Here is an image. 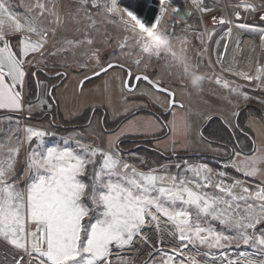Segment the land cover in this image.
<instances>
[{"label": "snow or ice", "instance_id": "6c2138e0", "mask_svg": "<svg viewBox=\"0 0 264 264\" xmlns=\"http://www.w3.org/2000/svg\"><path fill=\"white\" fill-rule=\"evenodd\" d=\"M189 2L146 15V0H0V264H264V0ZM69 68L80 94L102 80V107L118 93L135 111L50 140ZM142 98L172 119L141 118ZM217 120L226 137L209 131ZM157 134L178 162L137 167L125 137ZM194 143L218 168L176 155Z\"/></svg>", "mask_w": 264, "mask_h": 264}, {"label": "rangeland", "instance_id": "374dc122", "mask_svg": "<svg viewBox=\"0 0 264 264\" xmlns=\"http://www.w3.org/2000/svg\"><path fill=\"white\" fill-rule=\"evenodd\" d=\"M184 4L186 7L191 9V4L189 0H183ZM177 6V5H174ZM171 18L169 17V23H171ZM188 24L195 25V16L191 20L187 21ZM206 23L208 25L212 24V21L208 18H206ZM183 29V25H178L177 27V32L180 33ZM223 28L220 26H217V32L219 34H223ZM148 35L152 36L153 39L159 43H167L166 39H163L159 36H154L151 30H148ZM219 36H217V39ZM191 39V37H190ZM177 55L180 56L181 54L177 52ZM193 65H188V70L189 72L192 71ZM60 70H65V69H60ZM206 70L203 66L201 67V71ZM68 71V79L64 81L63 85L54 93L56 97V103H55V120L56 124L63 125L64 122H70L72 120H76V118H80L84 116L87 112H89V118L92 116V123H93V129L98 127V121L100 120H107L110 123V126L115 127V124H111V121L115 120L116 124H119L122 122V119L119 117V113L123 110L124 107H129L133 108V105H122L120 104L119 101V94L116 93L115 95L112 96L111 99V104L108 107H102L106 103L105 101V95L103 92V84L102 80H93L91 83H87L84 86V91L83 94H80L79 89L77 88V81L81 78V74L79 72H73L70 68L66 69ZM114 73H110L109 77H104L102 79H109L111 76H113ZM167 77V74H166ZM202 79L201 76L198 75H193L191 79V83L195 84L197 81ZM56 82V81H53ZM242 83V82H241ZM97 86H100L99 90L97 89ZM143 87V85H142ZM253 95H258L259 93H252ZM205 100H209L207 96L204 97ZM136 103H145L148 104L147 110L141 109L138 111V115L143 118L149 116L151 113H156L157 115H160L163 117L165 120H170L172 119L171 114L162 112L159 107L154 106L150 101L147 99H141L136 101ZM185 103L187 104V99L185 100ZM91 109H96L95 112H93ZM193 107L199 106L201 108H204L205 106L201 104V102L196 98L195 96L192 97V105ZM220 107L219 104H217L215 101H210V108H218ZM260 106L258 105H252L248 108H251L254 112H257V108ZM135 111V109L133 108ZM245 109H241V112H243ZM178 114L182 111L181 109H176L175 110ZM81 115V116H80ZM103 116V119L100 117ZM61 120H58L57 118H60ZM71 120H67V119ZM131 117H129L130 119ZM227 118V117H225ZM35 123V121H33ZM44 124H48V121L45 120ZM61 129V130H60ZM68 131V130H67ZM91 131V129L89 130ZM131 132H138V131H143V126L141 125L139 128H133L130 129ZM51 132L55 133L56 135L54 137H49L50 140H54L56 142H59L61 138L63 139H68L69 137L77 135L78 132H73L68 131V132H63L62 127L56 128L52 127ZM131 138H138V137H146L149 138L150 141L149 146H151L153 149L147 148V147H140L136 146L135 144H125L124 147L131 149L135 151L137 148H139V153L138 155L143 156L144 159L147 161L146 165H139L137 164V167L140 168H146V167H151V168H158L160 165H169V164H175L178 162L177 159L173 158L172 156V148L174 145L170 140H166L163 136V134H157L156 137L154 138L151 135H128ZM126 136L127 138H129ZM140 139V138H139ZM154 139H158L161 141V143L156 144L154 143ZM138 143V142H135ZM147 143V144H148ZM143 143L142 145H145ZM175 147L178 149L179 144L175 145ZM212 147H216L215 145H212ZM200 155H204L202 157H199ZM177 156L183 157V159L188 160L190 163H199V162H207L212 166L214 169L218 168V166L222 163V161L217 157V154L213 153L210 151L209 146L204 143H194L190 149L187 151H178ZM212 156V157H211ZM133 163H136L134 160L132 161ZM193 163V164H195ZM171 171L175 172L176 169L173 168ZM234 176L237 174L235 172H232ZM242 178V177H238Z\"/></svg>", "mask_w": 264, "mask_h": 264}, {"label": "trees", "instance_id": "16d2710c", "mask_svg": "<svg viewBox=\"0 0 264 264\" xmlns=\"http://www.w3.org/2000/svg\"><path fill=\"white\" fill-rule=\"evenodd\" d=\"M249 116L259 117V113L258 112H254L251 108H247L243 112H241V116L239 117V121L241 122V126L242 127L244 126L242 122L246 118H248ZM57 119L58 120H61V117L60 118H57ZM88 119H89V112H87L86 114H84V116H82L80 118H76V120H72L70 122H64L63 125L66 128L69 127V126L81 125L83 123H86ZM216 130H221V134L224 135L225 137L227 136V133L222 130V125H221V123H220L219 120H217L212 125V128L209 131H216ZM245 130H247V129H245ZM205 136H208L209 139L218 138V137L209 136V133L208 132H205ZM240 139L242 140L243 138L241 137ZM149 141H150V139H144V138H140L139 139V138H131L130 137L128 139H125V144L131 143V144H135V147L136 146H140V147H144V148L147 147V148L153 149L151 146H149V143H148ZM135 142H138V143H135ZM145 142H146V144L145 145H142ZM199 157H202V156H199Z\"/></svg>", "mask_w": 264, "mask_h": 264}, {"label": "crops", "instance_id": "0c3cea01", "mask_svg": "<svg viewBox=\"0 0 264 264\" xmlns=\"http://www.w3.org/2000/svg\"><path fill=\"white\" fill-rule=\"evenodd\" d=\"M81 116V115H80ZM92 116H93V114H91V119H92ZM79 117V116H78ZM77 117V118H78ZM102 119H103V116H100ZM67 119V118H66ZM67 120H71V119H67ZM86 124H87V122L86 123H83V124H81V125H76V126H69V127H65L64 125H59V124H56V128H58V130H59V128H61L62 127V131L63 132H68V131H72L71 133H69V134H72L73 132H78L79 130H80V128H81V126H86ZM61 130V129H60ZM68 130V131H67ZM129 137V136H128ZM130 138V137H129ZM138 138H144V139H149V138H146V137H138ZM125 139H128L127 137H125ZM199 156H204V155H200L199 154ZM193 163H195V162H193ZM199 163H201V162H199ZM231 175H233V173L231 172L230 173ZM234 176V175H233Z\"/></svg>", "mask_w": 264, "mask_h": 264}, {"label": "water", "instance_id": "95a60500", "mask_svg": "<svg viewBox=\"0 0 264 264\" xmlns=\"http://www.w3.org/2000/svg\"><path fill=\"white\" fill-rule=\"evenodd\" d=\"M154 3H155L154 6H151V7H147L145 5L144 12H145L146 15H152V14H154L156 12V10L158 9V7H157L158 5H157L156 1Z\"/></svg>", "mask_w": 264, "mask_h": 264}, {"label": "bare ground", "instance_id": "6f19581e", "mask_svg": "<svg viewBox=\"0 0 264 264\" xmlns=\"http://www.w3.org/2000/svg\"><path fill=\"white\" fill-rule=\"evenodd\" d=\"M155 3H153L154 5ZM255 42V37L254 36H249V37H246L245 39V50L247 51V48H248V45L250 43H254Z\"/></svg>", "mask_w": 264, "mask_h": 264}, {"label": "built area", "instance_id": "2783aa9c", "mask_svg": "<svg viewBox=\"0 0 264 264\" xmlns=\"http://www.w3.org/2000/svg\"><path fill=\"white\" fill-rule=\"evenodd\" d=\"M155 1H156V0H146L145 5H146L147 7L154 6L153 3H154ZM157 7H158V6H157Z\"/></svg>", "mask_w": 264, "mask_h": 264}]
</instances>
